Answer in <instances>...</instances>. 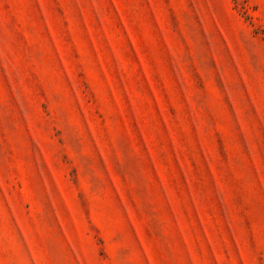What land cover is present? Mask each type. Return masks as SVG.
<instances>
[{
    "label": "rangeland",
    "instance_id": "374dc122",
    "mask_svg": "<svg viewBox=\"0 0 264 264\" xmlns=\"http://www.w3.org/2000/svg\"><path fill=\"white\" fill-rule=\"evenodd\" d=\"M0 264H264V0H0Z\"/></svg>",
    "mask_w": 264,
    "mask_h": 264
}]
</instances>
